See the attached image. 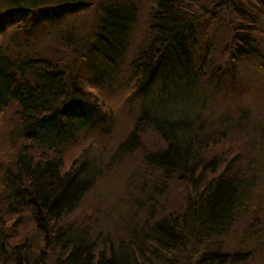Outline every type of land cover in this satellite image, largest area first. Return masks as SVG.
<instances>
[{"label": "trees", "instance_id": "16d2710c", "mask_svg": "<svg viewBox=\"0 0 264 264\" xmlns=\"http://www.w3.org/2000/svg\"><path fill=\"white\" fill-rule=\"evenodd\" d=\"M143 1L0 0V36L9 32L11 41H21L0 42V109L14 106L23 134L47 131L52 120L54 141L46 144L57 147L86 131L81 128L72 136L64 132L66 122L78 117L85 118L88 134L111 131L112 111L82 87V67H89V76L100 77V84L108 87L124 70V88L137 99L134 107L141 101L131 130L98 166L91 162L89 168L75 159L67 167L60 154L42 152L36 157L26 153V147L0 162V264H248L261 250L260 233L254 238L242 234L243 246L255 247L243 252L221 253L237 249L225 247L221 239L238 225L237 218L246 216L243 210L250 211L254 189L264 186V152L258 145H264V126L244 121L224 126L227 119L214 126V120L199 117L194 122L164 119L162 114L151 115L139 98L154 81H161L163 92L175 97L181 91L186 95L192 81L205 79L202 69L208 80L215 74L221 80L231 67L235 72L229 61L215 74L208 73L211 48L206 40L233 0H152L149 24L132 60L116 62L125 53ZM230 15L234 19L228 17L225 28L231 34L232 61L253 57L257 64L251 67L264 72V54L252 51L256 37L264 41V0H247ZM64 23L67 26L60 28ZM56 27L57 36L49 40ZM199 29H205L200 33L205 39L201 51ZM99 43L112 58L94 49ZM200 52L194 69L192 56ZM69 105L77 106L78 113L69 115ZM234 132L245 138L240 146L225 144ZM149 135L159 146L146 145ZM136 154L143 172L134 183V196L125 199L130 209L122 237L114 243L100 241L93 237L95 225L75 216L104 170ZM249 232L254 233L250 227Z\"/></svg>", "mask_w": 264, "mask_h": 264}, {"label": "rangeland", "instance_id": "374dc122", "mask_svg": "<svg viewBox=\"0 0 264 264\" xmlns=\"http://www.w3.org/2000/svg\"><path fill=\"white\" fill-rule=\"evenodd\" d=\"M233 0L231 8L222 16L221 22H216L213 37L211 39H206L209 41L210 45V57L208 58L209 65L207 66L208 73H216V69L222 66L224 63L230 61L235 64V72L232 67L227 70L221 77V80H217L219 74H215L211 80H208V76L203 72L205 79L204 82L199 84V80L192 81L190 84V90L185 92H180V95L171 97L168 96V91L163 92V84L161 81H154L153 84L148 87L146 93L139 96L142 99V104L149 108V113L153 116H158L162 114L163 118L166 119L168 116L173 117V121L178 120L176 118H182L183 121H188L200 118L202 121L214 120L213 125L215 126L219 119H227V122L234 124L244 121L250 124L264 126V72L258 70L257 61L252 57L251 60H239L232 61L233 49L230 47V33L226 27V22L228 20H233V15H230L233 10L244 8L247 0ZM251 3V1H250ZM152 0H144L140 7H138V13H136V18L132 30L129 36H127L125 44L126 50L124 55L116 62L124 60L127 63V59L132 57L138 48V43L145 28H147V19L151 11ZM234 6V7H233ZM85 13L82 14L85 15ZM29 15V14H28ZM230 15V16H229ZM2 15H0L1 17ZM72 18L68 16V24L71 27L70 21ZM207 20V19H206ZM206 22H201V25L206 24ZM48 26V24H46ZM67 24H63L62 27H66ZM49 27V26H48ZM48 29V28H47ZM57 27L52 35H47L49 40H53L57 36ZM222 30V31H221ZM204 30L197 31L196 41L198 43L197 48L201 51L204 34L201 36L200 33ZM218 31H221L219 35ZM49 33V31H48ZM210 33V32H209ZM5 37L0 36V42L7 44H19L18 41H11L9 38V32H5ZM112 39V37L110 38ZM258 43H253L252 51L255 53L264 54V41L261 37H256ZM108 42L109 39L107 38ZM13 42V43H12ZM112 46V44H111ZM228 46V48H227ZM98 52H101L102 56H109L112 58V54L109 51L104 50L105 48L100 45V43L95 47ZM231 51V52H230ZM127 53V57L125 54ZM199 55L194 54L192 56V63L194 69L197 67L199 62ZM106 58V57H104ZM84 62V61H83ZM83 62L81 63L84 66ZM255 64L251 67V65ZM123 65V69L124 66ZM85 71L82 75V87L98 95L101 101H104L107 106L111 109V131L102 134L87 133L89 126L84 123V117L71 118L65 124L64 132L69 136H72L76 131H78L70 142L60 144L57 147L48 148L47 144L54 141V133L52 126L56 125V122L50 121L47 124V131H42L36 133L35 131L29 134H23L21 125L15 119L14 116V106L8 105L7 107L0 109V162H6L9 156H14L17 153H23V148L26 147V153L31 155L39 156L42 152L46 153L47 156H56L60 154L64 158V163L68 167L76 159L79 163H86L89 168H91V162L98 166V160L102 162L109 159L110 154L116 150L117 146L132 128V123L134 122L137 113L140 112V108L134 107V102H136V96H134L130 101H125L132 92L125 90L124 83L127 75L124 70H119L118 76L114 85L107 86V84H100V77H90L89 72L87 73V68L82 67ZM121 69V67H120ZM127 72V71H126ZM93 81H92V80ZM95 79V80H94ZM125 90V91H124ZM159 93V94H158ZM140 94V93H139ZM189 97L191 100H188ZM221 97L226 98V102H221ZM150 103V104H149ZM68 114L78 113L77 106L69 105L66 107ZM132 115V116H130ZM234 126V127H235ZM225 144L230 143L231 146H240L244 142L245 138L243 134H236L235 132L231 134ZM246 137H249L246 135ZM156 137L151 135L145 140L146 145H153L155 147L159 146V142L153 141ZM233 144V145H232ZM260 149L264 152V145L258 144ZM227 145H225V148ZM140 154L131 156L130 161L112 165V168L104 170L106 172L103 176L96 182L95 188L86 196L85 201L82 202L80 209L75 217L82 219L85 218L86 221L90 222V225H95V232H93V237L98 238L100 241L107 238L108 240L116 241L120 239L121 233L123 231L124 225L128 222V214L130 205L125 203V199L128 196L133 197V188L135 187V181L139 178V174L143 172V168L140 167ZM94 159V160H93ZM95 162V163H94ZM104 168V167H103ZM100 174V173H99ZM98 176V174H95ZM100 177V176H99ZM176 188L178 184H174ZM263 185H264V175H263ZM175 188V189H176ZM258 193L260 196H258ZM261 194L264 195V186L260 185L254 189V193L251 194L252 201L247 207L250 211L243 210L246 216L237 218L238 225H233L230 233L223 237V244L227 248L233 247L235 251L221 250V253H234L243 252L249 249L255 248L251 243L249 245L243 246L244 243L239 241L242 234L247 238H254L255 234H261V250L255 253L253 256V262H248V264H264V197L262 201L259 202ZM137 198V196L135 197ZM5 204V202H3ZM238 210L237 214L239 213ZM5 213V206H4ZM255 214V216H254ZM124 219V222L122 221ZM16 216L10 217V222H14ZM139 221L141 219H138ZM25 224L26 221L23 220ZM249 227L254 233L249 232ZM124 233V232H123ZM109 236H112L109 237ZM126 239V238H125ZM250 240V239H249ZM116 246V245H115ZM236 246V248H234Z\"/></svg>", "mask_w": 264, "mask_h": 264}]
</instances>
